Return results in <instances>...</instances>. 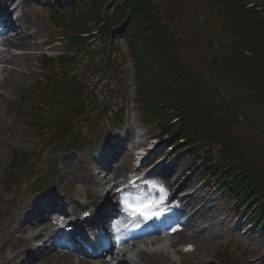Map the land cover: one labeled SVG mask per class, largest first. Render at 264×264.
<instances>
[{"label":"rangeland","instance_id":"obj_1","mask_svg":"<svg viewBox=\"0 0 264 264\" xmlns=\"http://www.w3.org/2000/svg\"><path fill=\"white\" fill-rule=\"evenodd\" d=\"M7 1L9 0H0V4L5 5ZM24 1L25 4H23L24 6L21 10L28 13L29 17L36 24V28L33 30H36L38 35L30 38L28 46L21 47L22 49H20L19 52L23 55L18 59L19 62L11 63L10 70L8 69L6 72L0 73L1 83L8 85L7 88L0 86V96H2L4 100V103H2L3 100L1 101L0 99V107L3 114H1L0 117V264H6L10 256L18 252V250L13 247L12 242L1 243V240L2 235L9 236L14 231L13 228L11 232H8L9 218L15 219V229L20 226L18 215L23 212V207L28 203L27 200L32 198L30 185L35 180L32 179V177H37L39 171H42L47 176L45 179L41 180L42 184L40 185V188L49 187L51 190L55 189L53 192H57V195L60 197L63 195L65 200L72 199L73 194L66 190V188L72 189L74 185H76V182L72 184L71 181L74 182L72 177L83 175L87 166L90 167L93 174H97V169H95V164H93L92 161L94 150L100 145V143L108 139V134L116 135L118 133L116 130L117 126H114V122L115 117L119 114V111H117L119 103L122 102V104H125L124 112L126 113L127 123L122 129L127 131L129 128V130L132 131L134 134L133 145L137 141H141L145 146L147 143H150V136H158L160 133V130L155 129L154 125L142 123L143 117L140 115L141 105L135 101V99H137L135 94V64L131 59V52L127 41L121 40L119 52L120 57L118 62L119 69L116 70L119 75H115L109 80L107 79L108 76L105 75H103L101 79H98L99 87L103 88V91L101 92V101L96 98V105L104 106L105 109L109 110H103L102 112L93 113L92 115L96 118H100L98 119L99 121H104V125L99 127L103 129L95 131L96 134H91V136L89 131L94 129V126H92L87 120H83L81 124L82 135L86 137L87 143L80 146L77 151L62 150L57 146L55 147L56 151L54 152V155L50 156L53 152H50V146L45 143L46 139L41 141V138L45 136L44 131L47 130L36 129L37 133L34 135V131L24 126L27 117L23 113L25 110L20 106V99L22 94H25L29 82L36 77L35 75H37V72L39 71L40 63L37 61L35 53L44 50V41L49 43L48 46L50 47L45 50L50 54H60L64 51V48L59 42H56L58 29L52 21L50 16L51 12L47 8L48 4L44 0ZM155 2L158 8L157 11L159 13L160 11L164 13L167 18V23H169L171 19L175 22L174 25H176V29L179 30L177 37H182V39L190 46H196L199 40L203 38L199 31L202 28L201 23L204 17L203 15L201 16V10H203V8L207 10L204 18L206 35L209 37L207 52L209 54L215 53L220 47L222 48L223 41V43L227 42L228 35H226L227 25L225 23V16H221V12L219 11H224V9H221L215 0H155ZM225 10L227 9L225 8ZM168 12L173 13V15L167 14ZM20 28L21 30L23 29L22 26H20ZM184 32H187L188 34L186 35ZM181 52L189 62L190 66L195 68L194 70L199 72L201 70H204L205 72L210 70L204 62L199 63L201 59L200 56H203L204 49L201 50L199 56V49L197 48L196 52H194L193 58L188 54V49L181 50ZM101 56L102 52H100L96 58ZM3 65L8 64L3 63ZM215 68V66L212 67V71ZM211 75L212 72L207 73L205 75V80L207 81L209 79V82L212 81L213 77ZM215 75L217 79L220 78V81L223 84L222 94L225 95L226 99L230 98L227 95L231 94V99H229L231 107L237 109L241 113L242 123L237 125L236 131L239 129L247 146L257 151L259 161L261 162L260 167L263 169L264 113L258 111L256 103L254 104L253 100H249V97H245L246 91L242 92L240 91L241 89L235 90V87L231 88L229 83L230 76L225 73L223 69L221 72L215 70ZM90 77L92 80V75H90ZM108 89L110 90V97L105 95L106 92L104 93V90L107 91ZM121 91H125L126 94L122 96ZM221 98L222 97L216 99ZM237 121L238 119H236V115H232L230 118V125H236L237 123L235 122ZM165 144L166 143H162L161 147H164ZM180 147H182V145L175 147V151H170L171 147H168L167 152L173 157ZM128 152L133 153V151L128 150L125 157H122L120 164L115 166L120 176L115 178L110 175L106 180L107 182H111V180L112 184L119 181L123 182L127 178L126 167H131V170L134 169L132 164L133 155H128ZM212 153L217 154L215 151ZM169 155L166 156V158H168V163L166 162V165L174 164L173 166L178 168H175L176 171L173 170V173L185 169L181 175L182 177L180 176L179 179L180 183L186 180L188 181L183 189L190 190V187L188 186L193 184L201 187L204 182L199 184L200 178L198 175L189 172L195 168L192 160L193 158L187 153H184L180 154L183 155L182 162L181 160L173 162ZM14 156H17V158L14 168H11V158ZM65 159H68V161L70 160L69 165L70 163L73 165L71 166L73 170H65L62 163ZM24 162L26 164H24ZM179 162H181V164L184 163L177 167ZM184 165L187 167L185 166L186 168H183ZM173 166H171V169H174ZM9 174L14 175V180L10 185L9 182L5 181V178ZM158 182H163L164 186L166 184L168 186V178H166V174L161 175ZM106 185L107 183L102 188L104 189ZM157 186V195L161 196V191L159 190L160 186ZM218 187L219 184H217V182L210 181V184L206 188L203 189L201 187L198 198L202 199L205 203L203 204L205 213L210 215L208 217L209 219L206 221V225L212 224L215 233L221 238L215 239L211 242L193 240V244L190 246H186V243L183 245L186 252L181 255V258L184 257L185 261H189L195 256H202V258L206 259V262L210 264H220V262H223L222 264H235L239 262L242 264H264V230L259 226L258 229L254 228L255 225L249 227H242L240 225L241 230L238 229V231H236L234 225L239 220H243L244 223H246L248 221V212L245 210L240 214H237V210H235L236 201L228 199L224 191ZM99 189L100 187L98 186H91L90 191H97ZM171 191L174 192V189L169 192ZM60 192H62V195ZM3 197H8L9 200H4ZM193 197H196V195H193ZM139 202L140 200L137 201V203ZM154 202L155 200L150 203ZM198 203V207L201 206L200 201H198ZM137 205L138 210L144 207V205ZM131 206L136 209V212H138L136 204ZM245 219L247 221H245ZM246 228H249L254 234L244 235L243 232ZM16 234L19 235L20 231H16ZM249 244L251 245L249 246ZM133 254L134 253L128 254L126 257L127 259H123L124 263L122 264H134L131 259L133 257L135 259L138 258ZM178 256L180 258V255ZM223 257L225 259H223ZM37 258L38 259L33 264H48L47 261L39 262V256ZM174 258H177V256H174ZM245 258L248 260H245ZM22 259H25V256L21 254L13 264H20L23 262ZM98 260H91V262L96 263Z\"/></svg>","mask_w":264,"mask_h":264},{"label":"trees","instance_id":"obj_2","mask_svg":"<svg viewBox=\"0 0 264 264\" xmlns=\"http://www.w3.org/2000/svg\"><path fill=\"white\" fill-rule=\"evenodd\" d=\"M215 2L224 9L219 11L225 16L228 40L211 54L207 52L204 8L199 30L203 38L194 47L177 37L175 22L171 19L167 23L164 13L157 11L155 0H70L66 7L57 8L55 21L67 33L71 45L79 48L78 52L87 48L91 52L89 40L95 37L94 31L100 32L101 40L95 45L100 43L103 57L93 60L94 66L89 65L92 72H114V57L120 52L115 39L124 34L136 68L137 101L147 121H160V135L184 137L189 143L198 144L197 151L206 145L218 146L222 160L216 167H229L224 172L225 179L231 178L228 185L235 184L242 198L256 199L264 212V168L260 167L257 151L247 146L238 128L236 131L242 123L241 113L231 107V94L228 99L222 94L223 84L215 75V70L223 69L230 76L231 88L246 91L245 97L264 113V0ZM197 48L199 56L204 49L199 63L204 62L210 69L206 72L194 70L182 55L181 50L188 49L193 58ZM211 66L217 69L212 71ZM209 72L213 77L210 82L205 80ZM70 92L72 101L78 103L76 107L82 109L83 101L79 102L75 91ZM219 97L222 98L216 99ZM234 114L237 124L230 125ZM213 161L210 153L205 164Z\"/></svg>","mask_w":264,"mask_h":264},{"label":"bare ground","instance_id":"obj_3","mask_svg":"<svg viewBox=\"0 0 264 264\" xmlns=\"http://www.w3.org/2000/svg\"><path fill=\"white\" fill-rule=\"evenodd\" d=\"M23 4H25L24 0H20L18 2V6L21 10L23 8ZM7 10L5 7L0 6V14L3 16L0 22V65L3 63L11 64L19 62L18 59L22 57V54L19 53V50L22 49V46H28L30 43V38L35 37L38 35L36 30V24L32 21L29 17L28 13L24 11L20 12L18 18L13 20L11 15L6 12ZM20 26L23 27L21 30ZM3 29V31H2ZM15 38V39H11ZM11 40V41H10ZM13 50H18L13 52ZM7 70L4 69L3 66L0 68V73H4ZM1 87H7V84H3L0 81ZM1 101L3 97L0 96ZM2 114V109L0 107V117ZM3 115V114H2ZM3 119V117H2ZM70 161V160H69ZM68 159L62 161L65 170L72 169L71 163L69 165ZM102 171L99 172L98 176L92 174L90 168L87 167L84 171V174L77 177L74 176V182L72 184L79 183L75 185L76 190V199L75 201L82 204L85 200L86 194L88 195V191L92 185H104V180L106 178V174L110 173L113 175H118L114 168L106 169L105 167H101ZM183 168H186L185 166ZM73 170V169H72ZM185 171L182 169L180 172L173 173L171 169H168L166 178H168L169 187H175L176 184L179 183L180 176ZM168 175V176H167ZM175 176V178H174ZM96 177H98L97 180ZM184 186V183L179 184L178 188ZM109 192L102 193L103 190L100 189L98 191L90 192V196L92 197V202H88V205L92 207L94 211H100L101 208L105 205H108L111 201L107 199L112 192L113 189L108 190ZM117 197H121V194L116 192L114 193ZM176 197L177 194L175 193L172 197ZM193 195H186L182 198V201H186L187 204H193L190 197ZM100 198H105V200L100 201ZM113 198V197H112ZM37 205L33 206L34 209ZM66 209V205L56 204V199L52 198L47 201L46 205L42 207L39 213L47 212V211H54L55 209ZM123 212L119 214L117 217L114 218L113 222L110 225L111 229V236L114 241V249L116 250V254L111 256L110 258H103L102 261L98 264H113L116 261H121L120 257H125L126 254L134 252L137 255L138 261L136 260V264H207L206 261L202 258V256H195L189 261H183V259H174L172 254H182L184 252L183 245L190 246L193 244V240L197 241H213L215 239H220L221 237L215 233V229L212 227V224L206 225V221L209 219L210 215L205 213L204 205L193 207L192 210L189 211L188 209L182 208L183 216L186 217V220L182 223L176 222L168 227L160 228L161 224L164 222L163 218L160 216H155L151 219L145 218L143 220H139V217L132 216V210L127 205H122ZM181 209V208H180ZM53 213V212H52ZM99 213V212H98ZM26 221L25 224H28L27 228H38L39 222L37 219H31V213L29 212L25 217ZM132 221L136 224H140L142 226H156L159 227L158 229L153 230H146V233L149 237L155 236L152 240L146 241L144 239L141 240L143 243H147L151 246L149 248H139L136 245L135 239L128 238L125 235V230L129 227V222ZM191 232V233H188ZM67 234V233H66ZM42 237V231H38V233L33 236V238H40ZM15 237L13 235L6 238V240H13ZM170 238V242H166L167 239ZM163 243L167 244V247H161ZM29 245V241L24 244V248L20 251H25ZM58 246H50L52 249L41 250L39 254V262L47 261L55 263V264H74V260L72 257H68L63 253H51V250L54 248H59ZM36 254V253H35ZM106 254V253H105ZM38 258L35 257L34 253L28 254V257L23 262V264H32ZM119 259V260H118ZM16 260V257L11 258L8 261V264H12ZM115 261V262H114ZM79 264H84L83 261H80ZM255 264V263H254Z\"/></svg>","mask_w":264,"mask_h":264},{"label":"snow or ice","instance_id":"obj_4","mask_svg":"<svg viewBox=\"0 0 264 264\" xmlns=\"http://www.w3.org/2000/svg\"><path fill=\"white\" fill-rule=\"evenodd\" d=\"M160 191H161L162 193H164V196L161 197V202H163V200L166 199V192H167V190L164 189L163 186H160ZM147 218L151 219V218H153V217H152V216H148Z\"/></svg>","mask_w":264,"mask_h":264}]
</instances>
